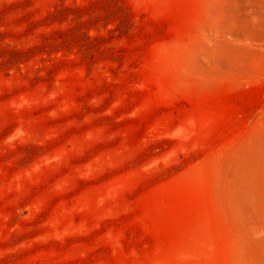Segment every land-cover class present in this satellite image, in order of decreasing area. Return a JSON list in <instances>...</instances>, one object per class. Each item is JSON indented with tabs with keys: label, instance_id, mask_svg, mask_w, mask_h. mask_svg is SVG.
Wrapping results in <instances>:
<instances>
[{
	"label": "rangeland",
	"instance_id": "rangeland-1",
	"mask_svg": "<svg viewBox=\"0 0 264 264\" xmlns=\"http://www.w3.org/2000/svg\"><path fill=\"white\" fill-rule=\"evenodd\" d=\"M0 264H264V0H0Z\"/></svg>",
	"mask_w": 264,
	"mask_h": 264
}]
</instances>
